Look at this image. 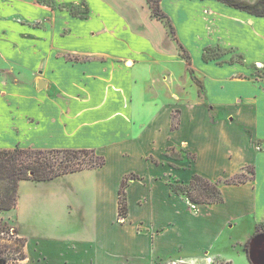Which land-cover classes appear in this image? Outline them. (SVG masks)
Listing matches in <instances>:
<instances>
[{
    "label": "crops",
    "instance_id": "1",
    "mask_svg": "<svg viewBox=\"0 0 264 264\" xmlns=\"http://www.w3.org/2000/svg\"><path fill=\"white\" fill-rule=\"evenodd\" d=\"M86 1L88 17H63L64 37L52 4L0 0V149L88 148L106 159L19 182L16 206L0 219L25 238L22 264H253L245 244L264 230V80L251 70L264 62V19L214 21L219 43L233 42L244 59L219 65L197 44L200 19L173 1L192 58L186 68L126 0ZM242 71L250 77L239 79ZM246 166L252 178L220 183L218 202L192 204L171 190ZM252 243L264 264V238Z\"/></svg>",
    "mask_w": 264,
    "mask_h": 264
},
{
    "label": "rangeland",
    "instance_id": "2",
    "mask_svg": "<svg viewBox=\"0 0 264 264\" xmlns=\"http://www.w3.org/2000/svg\"><path fill=\"white\" fill-rule=\"evenodd\" d=\"M175 0H126V5H123L128 12L137 13L138 19H142V22H147L150 24V28L160 32L164 37H166L168 43L173 45L176 50H178V56L176 61H181V65L187 68V59L191 58L190 49L186 46L183 41V36L185 33V28L181 26L180 23L173 17L171 5ZM180 2L188 3V10L192 18L200 19L195 22L194 27L198 32V37L200 38L197 44L202 48V52L209 61L216 64L223 65L225 63L242 65L244 64V59L242 54L233 47V42L224 44L226 47L222 46L219 42L221 37L219 36V28L215 29V22L220 23L221 18H230L235 26L243 24L246 20L254 19H264V0H177ZM34 2H39L44 6L46 4H52L54 8L58 9L57 22L60 27L56 33L59 36H66L68 32V27L66 21L63 17H74L75 19H83L88 17L90 11V4L86 0H34ZM68 12V14L65 13ZM234 11L235 13H230ZM60 17V18H59ZM210 17V18H209ZM56 20V18H55ZM53 19V22L55 21ZM64 21V22H63ZM130 23H136L137 20H127ZM65 24L63 25L62 24ZM138 23V22H137ZM63 25V26H61ZM140 25V24H139ZM55 27V25H54ZM142 28V25L141 27ZM46 30V29H44ZM216 31V33H215ZM194 45H196L194 43ZM192 59V58H191ZM177 70H181V66L176 67ZM254 77L258 80H264V62L254 63V69L251 70ZM250 77L243 71L240 74V78ZM176 114H174L175 116ZM258 146L256 145V148ZM170 154L173 157L182 155L179 150H172ZM185 157L189 160L191 159L190 153H183ZM253 166H248L246 171V176L251 177L250 170ZM1 226L5 234L12 236L17 232L12 225L4 220L0 221ZM262 231V228L259 227ZM264 231V230H263ZM264 237V233L258 235ZM257 236V235H255ZM254 236V237H255ZM8 237V236H6ZM249 247V243L247 248ZM25 259V258H24ZM24 259L20 260V264L23 263ZM158 264H168V263H158ZM178 264V263H177Z\"/></svg>",
    "mask_w": 264,
    "mask_h": 264
},
{
    "label": "trees",
    "instance_id": "3",
    "mask_svg": "<svg viewBox=\"0 0 264 264\" xmlns=\"http://www.w3.org/2000/svg\"><path fill=\"white\" fill-rule=\"evenodd\" d=\"M204 60H207L203 54ZM188 60V59H187ZM196 84L199 80L193 76V70L188 68ZM176 126V123L173 124ZM105 157L95 149H42L21 148L0 149V212L7 211L16 206L18 198V185L22 180L34 182L53 179L59 175L77 172L84 169L97 168L105 164ZM248 166L231 177L218 181L207 180L200 175H194L188 184L171 183V190L185 195L192 204L214 203L222 199L220 183L233 184L244 182L251 177L246 176ZM253 175V168L250 170ZM129 175L125 176L118 191V214L126 216L125 189ZM1 221V219H0ZM4 226L0 224V264H20L26 257L24 246L25 238L5 234ZM264 233L257 228L252 237ZM8 236V237H6ZM248 243L245 250L248 251Z\"/></svg>",
    "mask_w": 264,
    "mask_h": 264
},
{
    "label": "water",
    "instance_id": "4",
    "mask_svg": "<svg viewBox=\"0 0 264 264\" xmlns=\"http://www.w3.org/2000/svg\"><path fill=\"white\" fill-rule=\"evenodd\" d=\"M262 235L263 234H261V235H257V236H255V237H253L252 238V240H258L259 238H264V237H262ZM252 240H251V242H249V247H248V254H249V256H250V258H251V260H252V262H253V264H262V262H261V255L260 256H255V251H254V249L253 248H251V245L253 244L252 243ZM256 257V260L255 261H253V258H255ZM259 259V260H258Z\"/></svg>",
    "mask_w": 264,
    "mask_h": 264
},
{
    "label": "bare ground",
    "instance_id": "5",
    "mask_svg": "<svg viewBox=\"0 0 264 264\" xmlns=\"http://www.w3.org/2000/svg\"><path fill=\"white\" fill-rule=\"evenodd\" d=\"M260 245V244H259ZM262 246V245H261ZM259 247V246H258ZM258 252V251H257Z\"/></svg>",
    "mask_w": 264,
    "mask_h": 264
},
{
    "label": "built area",
    "instance_id": "6",
    "mask_svg": "<svg viewBox=\"0 0 264 264\" xmlns=\"http://www.w3.org/2000/svg\"><path fill=\"white\" fill-rule=\"evenodd\" d=\"M174 264V263H173Z\"/></svg>",
    "mask_w": 264,
    "mask_h": 264
}]
</instances>
